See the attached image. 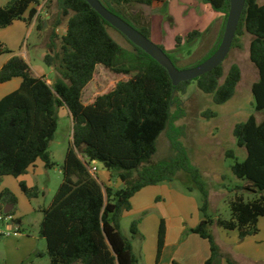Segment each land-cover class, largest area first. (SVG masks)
Here are the masks:
<instances>
[{
  "label": "trees",
  "instance_id": "obj_1",
  "mask_svg": "<svg viewBox=\"0 0 264 264\" xmlns=\"http://www.w3.org/2000/svg\"><path fill=\"white\" fill-rule=\"evenodd\" d=\"M100 1L152 40L150 23H138L136 27L119 8L133 3L167 6L171 0ZM230 2L203 0L212 13L224 16V24L215 46L193 67L218 50ZM40 3L41 0H8L0 7V29L15 21L30 24L35 17L37 31L50 28L44 63L54 72L50 84L45 76L36 75L23 56L15 55L0 41V55L12 56L0 70V83L16 78L22 81L18 90L0 99V179L26 175L37 161H42L47 169L54 168L49 148L58 130L62 108L69 111L73 122L72 140L60 167L62 183L50 205L41 209L43 219L39 235L46 241L47 251L37 256L47 255L50 264H138L132 241L121 231V220L132 210L131 201L137 193L150 186L172 183L180 173L190 178L187 190H197L202 196L203 220L190 232L209 243L210 257L205 264H216L222 258L211 231L213 227L237 231L240 239L257 235L259 220L264 217V119L258 122L252 115L233 130L237 145L247 151V158L243 162L235 161L232 166V173L245 184L230 189L235 196L230 202L232 217L229 220L209 215L207 185L182 143L184 127L176 125L186 115L178 94L186 93L189 86L196 83L202 93L213 96L214 103L224 104L234 96L242 79L240 66L233 64L226 74L221 65L196 80L175 87L165 68L118 31L130 45L121 46L110 34V29L115 28L86 0H48V21L38 15ZM245 34L252 36L249 58L259 76L252 86L255 110L264 113V3L260 0H246L232 49L242 48L241 37ZM200 36L198 28L186 37L178 35L176 47L184 41L193 43ZM157 45L166 52L163 45ZM166 54L176 66L177 59ZM98 66L131 78L117 83L112 91L86 105L83 91L93 81ZM203 115L207 118L217 116L211 111ZM165 131L174 155L152 164L158 139ZM227 156L236 158L233 151ZM94 162L101 163L116 176L122 187L103 185L91 171ZM20 187L29 199L38 197V188H29L24 181L20 182ZM246 193L254 198L246 201ZM17 205L16 196L9 189L3 190L0 217L13 216ZM9 206L12 209L5 213ZM139 224L140 220L131 224L133 239L139 235ZM165 236L166 226L162 220L158 262ZM226 261L235 264L228 257Z\"/></svg>",
  "mask_w": 264,
  "mask_h": 264
},
{
  "label": "rangeland",
  "instance_id": "obj_2",
  "mask_svg": "<svg viewBox=\"0 0 264 264\" xmlns=\"http://www.w3.org/2000/svg\"><path fill=\"white\" fill-rule=\"evenodd\" d=\"M7 1L0 0V5L5 4ZM47 2L48 0H41L40 5L37 6L40 13H42V20L45 19L46 21L50 20V18H47L50 17L46 8ZM260 3L263 4L264 0H260ZM119 10L136 27L150 23L151 30L154 32V37L151 36L152 41H159L165 47L166 52L177 59L176 66L181 70L192 68L210 52L217 43L224 24V16L212 13L208 6L203 3V0H171L167 6L159 7H148L133 3L122 9L119 8ZM195 28L201 31V36L193 43L184 41L177 48L176 36L186 37ZM110 34L121 46L130 47L127 40L115 29H110ZM49 35L50 28L38 31V43H36L39 46L34 53L32 52V46L33 44L36 45L35 35L26 38L24 47L28 50L33 66L43 68L50 75L47 80L52 84L54 73L46 66L42 57V49L46 50ZM251 40L252 36L243 35L241 37L242 48L231 49L223 64L226 74L233 64L239 65L242 71V79L234 96L228 102L220 105L214 103L213 96L202 93L197 88L196 83H192L186 93L178 94L186 115L176 125L184 127L185 137L182 143L187 148L193 165L200 170L207 185L210 200L208 213L211 217L217 216L226 220L232 217L230 202L235 196V193H231L230 189L245 184V181L238 179L232 173V166L235 161L243 162L247 158V151L238 147L233 130L237 124L246 122L252 115L256 116L258 122L264 119V113L255 110V98L252 93V86L259 76L257 69L249 58ZM130 78V76L116 75L103 66H98L93 81L83 91V103L86 105L91 104L98 96L112 91L117 83L127 81ZM207 111L216 113L217 116L204 117L203 114ZM72 132V117L67 109L62 108L58 130L49 148L55 166L52 169H45L44 173L36 178L39 185L38 197L30 199L35 210L22 216V233L28 238V242L36 247V250L34 254L26 256L23 261L17 262L14 248L18 249V245L11 246L8 243L9 240H15L17 237L13 235V232L8 231L5 224L0 221V231L5 234L12 233L11 238L6 236L0 240V264H50L47 255L36 257L35 254L37 251L46 253L47 250L46 241L39 235L40 224L43 219L40 210L50 205L62 183L63 176L60 167L64 162L67 149L72 140ZM229 151L235 153V159L227 156ZM173 155L165 131L158 139V150L151 163L156 164ZM92 168L99 169V172L102 171L100 164L92 165ZM115 179H117L116 176ZM2 184V181H0V186ZM173 185L187 189V186L190 185V178L186 174L180 173ZM192 193L196 197L202 198L199 191L195 190ZM253 198L252 194H245L246 201ZM134 219H136V216H123L121 231L125 237L136 245L137 239H133L130 231ZM213 229L214 227L211 231L215 235Z\"/></svg>",
  "mask_w": 264,
  "mask_h": 264
},
{
  "label": "crops",
  "instance_id": "obj_3",
  "mask_svg": "<svg viewBox=\"0 0 264 264\" xmlns=\"http://www.w3.org/2000/svg\"><path fill=\"white\" fill-rule=\"evenodd\" d=\"M6 3L0 5V7H4ZM37 10L38 15L41 16L42 13H40V9L37 8ZM25 18H28V15H26ZM32 35H35V43H38L36 17L30 24L25 21H15L13 25L0 29V41L15 55L23 56L37 76H45L48 79L50 75H48L43 68L33 66L28 50L24 47L26 38ZM151 35L154 37L153 30H151ZM157 42L155 43L160 44L159 41ZM37 43L32 46L33 53L39 46ZM42 50V57L44 60L46 50ZM11 57L10 55H0V70ZM51 71L53 72L52 69ZM21 83V79L18 78L7 83H0V99L18 90ZM96 164L101 165L102 171L99 172L98 169L94 174L103 185L117 189L122 187L121 181L112 177L111 173L106 170L101 163L94 162L92 165ZM45 169L47 168L44 163L42 161H37L35 165L28 170L26 175L19 178L7 176L0 179L3 183L0 186V194L3 190L9 189L18 200L17 211L13 215V219L19 220L21 223L16 224L14 221H3L8 231H18V235H14L17 238L8 241L11 246L14 244L18 245V249L13 247L17 262L23 261L26 256L34 254L36 250V247L28 242V238L22 233L21 229L22 216L35 210V208L31 200L22 191L20 182L24 181L29 188L36 187L39 189L36 178L42 175ZM131 202L132 210L129 213H125L124 216L133 215L136 216L134 220H140L139 235L136 237L137 244L135 245L132 243L134 253L138 258V264H173V262L178 264L206 263L210 257L209 243L198 235L190 232L203 220L200 211L201 199L196 197L194 193L187 191V189L174 186L173 182L162 183L144 188L133 197ZM11 209L12 208H9V210ZM24 209L27 212H24ZM214 218L219 217L215 216ZM162 220L165 222L166 236L161 258L158 262L159 229ZM258 227L259 233L246 239H240L237 231H225L218 227H214L213 230L215 235L212 234L222 254V258L219 259L216 264H228L226 261L227 257L235 264H264V217L260 218ZM0 233L4 232L0 231ZM7 237L11 238L12 235ZM2 238L3 237H0V240ZM39 252L42 251H37V253ZM37 253H35L36 257Z\"/></svg>",
  "mask_w": 264,
  "mask_h": 264
},
{
  "label": "water",
  "instance_id": "obj_4",
  "mask_svg": "<svg viewBox=\"0 0 264 264\" xmlns=\"http://www.w3.org/2000/svg\"><path fill=\"white\" fill-rule=\"evenodd\" d=\"M86 2L106 22L124 35L132 44L142 49L163 68H165L168 71L175 87L179 86L183 82L196 80L224 64L232 49L238 25L246 4V0H231L225 33L218 50L205 62L195 67L181 70L175 66L170 57L162 48H160V46L147 38L124 19L108 10L100 0H86ZM45 25L47 26V23ZM9 208L12 207L9 206L6 208L5 213L10 211Z\"/></svg>",
  "mask_w": 264,
  "mask_h": 264
},
{
  "label": "built area",
  "instance_id": "obj_5",
  "mask_svg": "<svg viewBox=\"0 0 264 264\" xmlns=\"http://www.w3.org/2000/svg\"><path fill=\"white\" fill-rule=\"evenodd\" d=\"M92 173H95L97 171L96 168H92ZM13 216H1L0 217V221H9V222H13ZM0 235H2L3 237L5 236H11L12 233H8V234H5V233H0ZM13 235L17 236L18 235V231H15L13 232Z\"/></svg>",
  "mask_w": 264,
  "mask_h": 264
}]
</instances>
